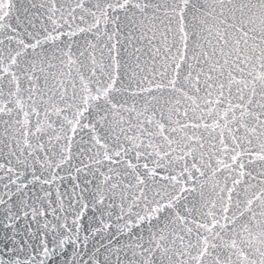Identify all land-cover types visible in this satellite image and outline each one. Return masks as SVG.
I'll use <instances>...</instances> for the list:
<instances>
[{
    "label": "water",
    "instance_id": "obj_1",
    "mask_svg": "<svg viewBox=\"0 0 264 264\" xmlns=\"http://www.w3.org/2000/svg\"><path fill=\"white\" fill-rule=\"evenodd\" d=\"M0 210L25 264H264V0H0Z\"/></svg>",
    "mask_w": 264,
    "mask_h": 264
},
{
    "label": "snow or ice",
    "instance_id": "obj_2",
    "mask_svg": "<svg viewBox=\"0 0 264 264\" xmlns=\"http://www.w3.org/2000/svg\"><path fill=\"white\" fill-rule=\"evenodd\" d=\"M13 203H15V200ZM16 210H19L18 204L16 205ZM14 219V217L8 215L7 211L0 210V264H25L30 258V253L27 250L22 251L20 243H17L16 239L20 237V242H24L23 236L20 235L21 232L26 230L24 221L15 224V229L20 230V232H17L9 223L10 220ZM38 243V239L33 241L34 249ZM96 259L100 260V264H108L102 254L95 252V246L88 249L82 258L80 252L73 245L67 249L57 247L56 255L50 258V264H85V261H88V264H93ZM33 264H36V262L33 261Z\"/></svg>",
    "mask_w": 264,
    "mask_h": 264
}]
</instances>
